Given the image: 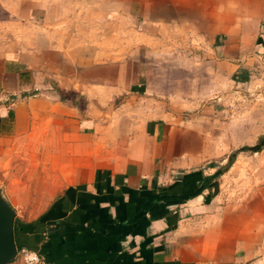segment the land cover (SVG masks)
I'll list each match as a JSON object with an SVG mask.
<instances>
[{"label":"crops","instance_id":"1","mask_svg":"<svg viewBox=\"0 0 264 264\" xmlns=\"http://www.w3.org/2000/svg\"><path fill=\"white\" fill-rule=\"evenodd\" d=\"M97 7L112 27L90 44L58 0H0V169L37 162L33 182L1 177L17 249L48 264H264V204H218L200 128L218 89L264 70V0Z\"/></svg>","mask_w":264,"mask_h":264},{"label":"rangeland","instance_id":"2","mask_svg":"<svg viewBox=\"0 0 264 264\" xmlns=\"http://www.w3.org/2000/svg\"><path fill=\"white\" fill-rule=\"evenodd\" d=\"M58 8L62 16L72 17L73 32L81 28L88 32L90 44H96L95 37L112 27L101 24L97 0H58ZM101 43L107 45V41ZM249 76L232 89H218L213 111L200 113V128L202 144L209 143L213 152L207 163L213 169V193H217L218 204H227L233 210L248 204L258 213L264 204V70ZM120 101L116 99L115 105ZM196 114L185 111L183 119ZM36 164V154H21L9 169H0V187L1 177L33 182Z\"/></svg>","mask_w":264,"mask_h":264},{"label":"water","instance_id":"3","mask_svg":"<svg viewBox=\"0 0 264 264\" xmlns=\"http://www.w3.org/2000/svg\"><path fill=\"white\" fill-rule=\"evenodd\" d=\"M14 221L15 212L0 191V264L14 261L17 254Z\"/></svg>","mask_w":264,"mask_h":264},{"label":"built area","instance_id":"4","mask_svg":"<svg viewBox=\"0 0 264 264\" xmlns=\"http://www.w3.org/2000/svg\"><path fill=\"white\" fill-rule=\"evenodd\" d=\"M15 261L19 264H48L39 253L27 248L17 249Z\"/></svg>","mask_w":264,"mask_h":264}]
</instances>
